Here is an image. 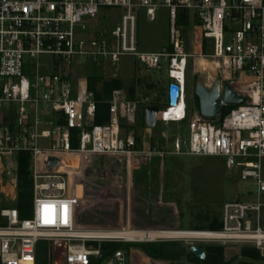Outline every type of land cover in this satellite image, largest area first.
Returning <instances> with one entry per match:
<instances>
[{"label": "built area", "instance_id": "2783aa9c", "mask_svg": "<svg viewBox=\"0 0 264 264\" xmlns=\"http://www.w3.org/2000/svg\"><path fill=\"white\" fill-rule=\"evenodd\" d=\"M159 8L168 10L173 52L141 53L137 14L145 11L154 22ZM103 9L122 13L111 33L97 26ZM180 11L200 35L192 55L182 51L184 29L176 25ZM126 57L148 70L166 66L169 86L179 88V97L176 106L162 108L158 120L186 123L188 142L177 136L170 150L139 149L135 134L122 129V123H135L138 103L122 90L114 91L108 102L109 122L95 125L99 103L87 81L75 79L73 69L85 67V61L96 68L116 66ZM191 59H196L198 73L205 74L200 78L207 86L219 77L221 90L229 85L245 102L223 106L221 112L231 110L216 120L204 118L199 110L189 112L185 95ZM181 105L179 117L175 112ZM0 116V163L29 153L33 182L30 218L21 219L15 207H0V264H37L43 242L49 264H132L136 258L131 250L109 253L102 247L169 241L130 240L114 235L120 230L79 227L78 211L86 198L73 179L93 157L104 155L124 157L128 173L137 157L223 159L229 173L253 181L257 203H226L221 231L188 240L239 245L264 256L259 202L264 194V0H0ZM50 158L60 164L45 171ZM131 182L129 175L128 185ZM151 260L147 257L146 263Z\"/></svg>", "mask_w": 264, "mask_h": 264}, {"label": "rangeland", "instance_id": "374dc122", "mask_svg": "<svg viewBox=\"0 0 264 264\" xmlns=\"http://www.w3.org/2000/svg\"><path fill=\"white\" fill-rule=\"evenodd\" d=\"M121 14L118 9H103L99 17L100 27L111 33L118 25ZM137 16L139 52L151 54L166 50L170 46L168 10L159 8L154 22L147 20L145 11H139ZM183 38V53L194 54L197 47L194 30L191 32L184 30ZM85 62L88 63L85 67L81 65L74 67L76 80L88 82L91 76L105 81L118 79L124 92L132 83L136 84L135 99L138 103L136 121L129 127L137 137H142L145 148H149L154 134L153 144L166 150L173 148L172 141L177 136L188 142L186 124L180 126L177 123L166 124L158 120L152 132H147L148 128L144 123V111L149 102L158 103L164 109L169 106L170 80L166 66H163L162 70H148L134 58L129 57L121 58L116 66L108 65L96 69L91 65V61ZM189 63L185 101L190 112L198 110L194 99V86L205 77V74L198 73L196 59H191ZM98 88L101 89L100 85ZM183 150L187 151V146ZM129 175L132 180L130 185ZM73 183L79 189L84 188L86 204L78 211V225L88 229L128 231L127 228H130L141 232H192L194 230L191 229L207 226L213 217H222L223 206L226 203H257V188L253 181H240L236 174L227 171L224 160L216 157L168 156L164 160L137 157L134 159L132 170L128 173V163L124 157L95 156L84 166L83 174L73 179ZM16 189L17 163L14 157L7 158L0 163V207L16 208ZM259 202L260 227L264 230V194L260 195ZM167 242L180 244L187 249L193 245H216L191 243L186 239H172ZM222 247L227 262L231 264L243 262L241 250L245 247L239 245ZM130 250L132 257L136 258L132 264H147V257L139 248L134 245ZM261 257L264 259V256ZM44 261L42 254L41 263ZM148 264L160 262L151 260Z\"/></svg>", "mask_w": 264, "mask_h": 264}, {"label": "trees", "instance_id": "16d2710c", "mask_svg": "<svg viewBox=\"0 0 264 264\" xmlns=\"http://www.w3.org/2000/svg\"><path fill=\"white\" fill-rule=\"evenodd\" d=\"M176 25L179 28H183L187 32L193 31L194 23L191 18L186 15V12L180 11L176 20ZM170 53L173 52V48L170 45L167 49ZM190 62V61H189ZM190 64V63H189ZM188 64V66H190ZM94 67V66H93ZM96 69V67H94ZM162 70V69H161ZM188 82V81H187ZM88 89L95 94L98 101V109L95 118V125H104L109 122V104L112 93L117 90H122V83L118 79L105 81L96 76L88 78ZM99 85L101 89L99 90ZM187 89V88H186ZM126 98L130 101L136 102V84L132 83L125 92ZM195 103L198 106V99L194 96ZM149 105L161 106L153 101L148 103ZM231 108H225L221 112V118L227 116ZM182 123L180 126H183ZM122 129L125 134L130 132V127L122 123ZM139 149L142 148V142L140 138H137ZM17 163V203L16 209L20 214L21 219H28L32 215L33 204V182L31 172V155L29 153H19L15 157ZM207 226L196 227L194 232H218L222 229V217H213L208 221ZM126 231V230H121ZM128 231H138L131 230ZM136 246L141 252L148 258L160 261L169 262L170 264H181L187 262L189 264H231L225 260L224 248L217 245H205L201 246L204 249L206 260L200 261L189 252V249L182 247L177 243H139V244H109L102 247L104 252H115L120 249L130 250L132 246ZM37 252V264H49V252L46 243H40ZM44 255L45 261L41 263V255ZM241 257L243 262L238 264H264V259L261 257L259 251L253 248H243L241 250Z\"/></svg>", "mask_w": 264, "mask_h": 264}, {"label": "water", "instance_id": "95a60500", "mask_svg": "<svg viewBox=\"0 0 264 264\" xmlns=\"http://www.w3.org/2000/svg\"><path fill=\"white\" fill-rule=\"evenodd\" d=\"M194 96L198 99V110L206 119L216 120L221 113L223 106H237L245 102V98L235 93L229 85H225L221 90L220 78L216 77L210 86H207L206 81L199 80L194 86ZM179 97V88L171 84L169 86V105L176 106ZM162 108L156 105H149L144 111V123L146 127L152 131L158 121V116ZM60 161L55 158H50L45 164V171H51L57 168ZM189 252L200 261L206 260L204 249L201 246H191Z\"/></svg>", "mask_w": 264, "mask_h": 264}, {"label": "bare ground", "instance_id": "6f19581e", "mask_svg": "<svg viewBox=\"0 0 264 264\" xmlns=\"http://www.w3.org/2000/svg\"><path fill=\"white\" fill-rule=\"evenodd\" d=\"M183 106L181 105L178 111L175 114L182 115ZM116 232V231H115ZM114 235L125 237L130 240L139 239V240H155L158 238L163 239H197V238H211L215 234L211 232H190V231H150V232H141V231H117Z\"/></svg>", "mask_w": 264, "mask_h": 264}, {"label": "crops", "instance_id": "0c3cea01", "mask_svg": "<svg viewBox=\"0 0 264 264\" xmlns=\"http://www.w3.org/2000/svg\"><path fill=\"white\" fill-rule=\"evenodd\" d=\"M98 28H100V24H99V22H98ZM195 34H196V39H199L200 38V35H199V32L197 31V32H195ZM147 132H152V131H150L149 129H147ZM155 135V134H154ZM154 135H152V137H151V141H150V144H149V147H150V145L152 146V147H155V144H153V142L152 141H154V139H153V136ZM136 136V135H135ZM137 137V136H136ZM137 138H140V140H141V142H142V145L145 147V143H143V139H142V137H137Z\"/></svg>", "mask_w": 264, "mask_h": 264}]
</instances>
